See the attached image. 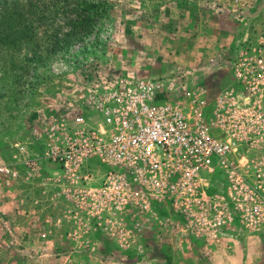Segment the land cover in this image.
Returning a JSON list of instances; mask_svg holds the SVG:
<instances>
[{
    "label": "rangeland",
    "instance_id": "obj_1",
    "mask_svg": "<svg viewBox=\"0 0 264 264\" xmlns=\"http://www.w3.org/2000/svg\"><path fill=\"white\" fill-rule=\"evenodd\" d=\"M95 2L104 15L54 52L33 58L28 36L47 28L32 19L27 30L26 16L8 26L15 42L0 44V167L17 174L0 175V264H264V232L237 222L215 238L166 206L119 208L99 195L109 169L96 159L72 181L40 160L58 123L90 115L94 91L132 74L209 101L230 93L240 122L231 161L264 200V129L252 134L245 122L264 115V70L255 66H264V0ZM212 185L210 195L227 196L223 176Z\"/></svg>",
    "mask_w": 264,
    "mask_h": 264
},
{
    "label": "built area",
    "instance_id": "obj_2",
    "mask_svg": "<svg viewBox=\"0 0 264 264\" xmlns=\"http://www.w3.org/2000/svg\"><path fill=\"white\" fill-rule=\"evenodd\" d=\"M256 64L264 70L261 60ZM86 108L90 115L58 123L54 142L40 157L66 179L86 178V163L96 159L109 169L99 195L119 208L131 202L151 213L166 206L204 233L214 231L215 238L234 231L237 222L264 232V200L231 161L240 122L230 93L209 101L202 90L180 94L159 80L128 74L94 91ZM245 118L252 134L258 133L256 124L264 129V115L249 112ZM37 161L26 164L34 170ZM0 175L17 174L0 167ZM218 176L226 180V197L210 195Z\"/></svg>",
    "mask_w": 264,
    "mask_h": 264
},
{
    "label": "trees",
    "instance_id": "obj_3",
    "mask_svg": "<svg viewBox=\"0 0 264 264\" xmlns=\"http://www.w3.org/2000/svg\"><path fill=\"white\" fill-rule=\"evenodd\" d=\"M21 1L0 0V44L5 46L15 42L17 33L8 30L11 21L26 16L30 18L27 30L31 31L35 28V22L40 21L47 28L45 37L39 38L33 32L28 36L33 47V58H40L46 50L54 52L60 44L66 45L79 33L88 32L92 21L105 13L101 8L104 2H99L102 5L99 6L95 4V0ZM44 39L47 44H44Z\"/></svg>",
    "mask_w": 264,
    "mask_h": 264
}]
</instances>
